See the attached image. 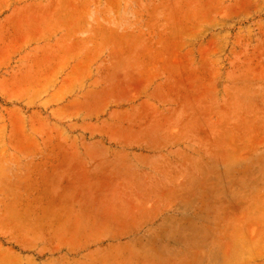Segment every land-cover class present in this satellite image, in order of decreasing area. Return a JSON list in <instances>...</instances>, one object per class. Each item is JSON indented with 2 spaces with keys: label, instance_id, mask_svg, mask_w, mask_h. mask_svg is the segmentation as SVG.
Returning <instances> with one entry per match:
<instances>
[{
  "label": "rangeland",
  "instance_id": "obj_1",
  "mask_svg": "<svg viewBox=\"0 0 264 264\" xmlns=\"http://www.w3.org/2000/svg\"><path fill=\"white\" fill-rule=\"evenodd\" d=\"M70 140L105 186L165 144L203 155L156 264H264V0H0V264H25L6 229L68 186Z\"/></svg>",
  "mask_w": 264,
  "mask_h": 264
},
{
  "label": "crops",
  "instance_id": "obj_2",
  "mask_svg": "<svg viewBox=\"0 0 264 264\" xmlns=\"http://www.w3.org/2000/svg\"><path fill=\"white\" fill-rule=\"evenodd\" d=\"M64 32L58 43L71 38L69 29ZM86 145L67 142L70 150L62 156L66 164L61 170L67 173L68 186L50 206L21 210L6 234L27 264H141L144 259L156 264V241L171 243L172 228L186 224L177 196L193 189L190 180L204 177L203 155L195 156L188 148L184 152L182 144L174 154L165 144L158 168L135 164L127 174L117 169L110 173L115 185L105 186L107 165L93 161L100 156L85 154ZM186 153L199 169L189 173ZM81 172L89 173V179H80ZM146 245L145 253L141 249Z\"/></svg>",
  "mask_w": 264,
  "mask_h": 264
}]
</instances>
